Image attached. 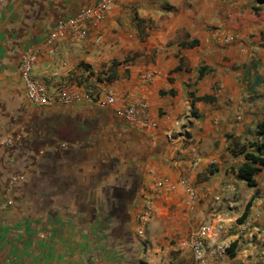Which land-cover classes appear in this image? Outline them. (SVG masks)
<instances>
[{"label":"crops","instance_id":"obj_1","mask_svg":"<svg viewBox=\"0 0 264 264\" xmlns=\"http://www.w3.org/2000/svg\"><path fill=\"white\" fill-rule=\"evenodd\" d=\"M96 2L0 0V264H195L202 223L229 244L208 264H264V167L237 177L262 140L264 0H114L85 35L52 34ZM28 47L73 99L28 101Z\"/></svg>","mask_w":264,"mask_h":264},{"label":"built area","instance_id":"obj_2","mask_svg":"<svg viewBox=\"0 0 264 264\" xmlns=\"http://www.w3.org/2000/svg\"><path fill=\"white\" fill-rule=\"evenodd\" d=\"M114 0H97V2L91 7L84 8L71 17L58 20L53 28L52 34L59 35L66 31H74L77 35H85V23L90 19H100L105 11L111 6ZM36 60L35 50L31 47L26 48L20 55V61L18 65V72L20 79L23 83L25 94L28 101L34 105H47L53 102L66 103L73 99L69 93L57 88L51 93L47 92L46 87L43 84L37 82L32 76V68ZM142 106V105H140ZM137 115L136 106L133 104H127L123 109V116L132 120ZM144 125L154 127L155 122H145ZM12 144L10 138H4L0 140V149L8 147ZM21 174H11L6 181L7 186L13 187L18 181L22 180ZM179 183L183 185L190 196V200H193L194 191L191 185L187 183L185 178L181 177ZM12 199H6L5 205H11ZM149 208L144 207L143 212L139 215L140 227L137 229V233L143 232V225L148 220ZM212 228L210 224L202 223L197 228L193 229L188 238V246L192 253L195 264H208V258L214 259L221 258L226 254L227 244H220L211 242Z\"/></svg>","mask_w":264,"mask_h":264},{"label":"trees","instance_id":"obj_3","mask_svg":"<svg viewBox=\"0 0 264 264\" xmlns=\"http://www.w3.org/2000/svg\"><path fill=\"white\" fill-rule=\"evenodd\" d=\"M195 40L191 41L189 45H192ZM203 72V67L199 71V75ZM256 133L262 138L258 143H255L256 152H245V161L240 165L237 171V177L244 180L247 185L253 186L255 184L254 174L264 167V119L260 120L256 124ZM250 205L248 201L245 205L243 216L246 214Z\"/></svg>","mask_w":264,"mask_h":264},{"label":"rangeland","instance_id":"obj_4","mask_svg":"<svg viewBox=\"0 0 264 264\" xmlns=\"http://www.w3.org/2000/svg\"><path fill=\"white\" fill-rule=\"evenodd\" d=\"M255 7H260V6H255ZM139 218V217H138ZM138 234V233H137ZM228 247H229V244H228Z\"/></svg>","mask_w":264,"mask_h":264}]
</instances>
